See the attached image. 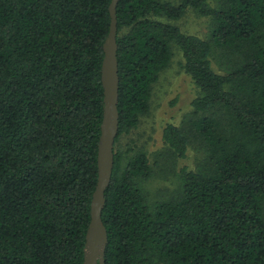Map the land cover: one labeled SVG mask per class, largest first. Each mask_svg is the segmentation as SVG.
<instances>
[{
  "label": "trees",
  "instance_id": "16d2710c",
  "mask_svg": "<svg viewBox=\"0 0 264 264\" xmlns=\"http://www.w3.org/2000/svg\"><path fill=\"white\" fill-rule=\"evenodd\" d=\"M112 0H0V264H85L104 116L102 64ZM119 0V131L102 219L105 264H264V0ZM211 17L209 39L166 16ZM181 49L200 90L188 121L205 146L183 192L151 207L138 151L124 165L119 137L149 111L153 84ZM213 44L239 52L227 73ZM186 157L188 132L163 131Z\"/></svg>",
  "mask_w": 264,
  "mask_h": 264
},
{
  "label": "rangeland",
  "instance_id": "374dc122",
  "mask_svg": "<svg viewBox=\"0 0 264 264\" xmlns=\"http://www.w3.org/2000/svg\"><path fill=\"white\" fill-rule=\"evenodd\" d=\"M179 3L180 0H168ZM218 0H212L216 5ZM159 20L178 25L186 34L209 39L213 29L211 17L201 15L195 8H188L180 19L166 16ZM173 56L170 64L160 72L153 84L149 111L140 116L138 125L129 132L123 133L116 143V150L121 154L122 163L138 151L148 158L151 174L139 177V185L147 203L153 207L159 201H173L180 198L183 192L181 169H199L205 159L204 143L190 132L188 121L200 115L192 105L200 90L185 72L184 58L177 44L172 43ZM243 55L228 48L213 44L212 62L220 73H227L243 60ZM175 124L184 128L190 136L186 157L173 156L164 143L163 131L166 125Z\"/></svg>",
  "mask_w": 264,
  "mask_h": 264
},
{
  "label": "water",
  "instance_id": "95a60500",
  "mask_svg": "<svg viewBox=\"0 0 264 264\" xmlns=\"http://www.w3.org/2000/svg\"><path fill=\"white\" fill-rule=\"evenodd\" d=\"M119 0L110 4L111 26L104 43L102 83L104 87V116L98 150V183L91 202V222L86 235L85 264H105L108 232L102 219L105 192L110 185L114 168V148L119 131V64L117 44L116 7Z\"/></svg>",
  "mask_w": 264,
  "mask_h": 264
}]
</instances>
